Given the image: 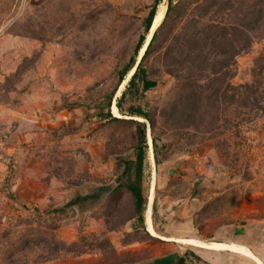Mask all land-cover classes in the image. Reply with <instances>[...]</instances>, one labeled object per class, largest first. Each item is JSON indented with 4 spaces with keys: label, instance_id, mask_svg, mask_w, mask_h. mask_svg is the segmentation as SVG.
Segmentation results:
<instances>
[{
    "label": "rangeland",
    "instance_id": "obj_1",
    "mask_svg": "<svg viewBox=\"0 0 264 264\" xmlns=\"http://www.w3.org/2000/svg\"><path fill=\"white\" fill-rule=\"evenodd\" d=\"M153 3L0 0V264H264V0Z\"/></svg>",
    "mask_w": 264,
    "mask_h": 264
},
{
    "label": "trees",
    "instance_id": "obj_2",
    "mask_svg": "<svg viewBox=\"0 0 264 264\" xmlns=\"http://www.w3.org/2000/svg\"><path fill=\"white\" fill-rule=\"evenodd\" d=\"M158 0H154L153 5L150 7L148 13H147V17L145 19V26H144V30L147 32L154 12H155V8L157 5ZM169 2V0H168ZM169 7V4H168ZM155 37V32H153L149 43L147 45V48L149 47L150 42L153 40V38ZM143 38H140L138 43H137V48L141 45ZM146 48V49H147ZM145 49V52H146ZM136 72L134 71V73L132 74V76L130 77V81L132 82V79L140 72L141 75H143V70L140 68V62L137 64L136 67ZM122 75H120L121 78ZM142 86L144 88H149L151 86H154V82L153 81H148L145 78L142 79ZM131 113H135V114H140L142 115L141 111L139 109H132ZM109 114V113H107ZM109 116V115H108ZM140 127V126H139ZM139 141L135 147V155H134V161H126L124 164V168H123V173H127L130 169V166L133 169V178L131 181H129L128 183L125 184L126 189L128 190V192L130 193L132 200H133V207L135 210V213L137 215V218L142 222L143 216H142V212L144 210V205L146 202V198H145V193H144V188H143V177H142V162L145 156V151H144V133L143 130L139 129ZM182 260L179 258L178 259V264H181Z\"/></svg>",
    "mask_w": 264,
    "mask_h": 264
},
{
    "label": "bare ground",
    "instance_id": "obj_3",
    "mask_svg": "<svg viewBox=\"0 0 264 264\" xmlns=\"http://www.w3.org/2000/svg\"><path fill=\"white\" fill-rule=\"evenodd\" d=\"M164 12H165V5L163 3H159L157 5L156 9H155V12H154V15H153V18H152V26H151V28L149 30V34H148L147 40L150 38V36L152 35V33L158 27L160 21L163 19ZM145 47H146V43L142 46L141 53L144 52ZM139 59H140V57L137 60H139ZM133 71H134V67H132V69L130 70V72L126 76V79L129 78V76L131 75V73ZM124 82L125 81H123V83ZM123 83L120 84V86L117 88L116 93H115V96L120 95L121 91H123L122 90L123 89ZM111 112H112L113 115H117V110H116L115 104H112V106H111ZM152 176H153V172L151 171V173H150V184H149L148 191H147L148 192L147 193L148 194V197H147V209L150 206V203L152 201V192H153V189H152ZM148 233L150 234V236L155 237V235L153 234L151 228H148ZM191 247L206 251V249L204 248V243H201V245H193ZM240 252L243 253V255L245 256V259L249 260L253 264H262L259 259H257L254 256L250 255V253L248 251H246L244 248H240Z\"/></svg>",
    "mask_w": 264,
    "mask_h": 264
},
{
    "label": "water",
    "instance_id": "obj_4",
    "mask_svg": "<svg viewBox=\"0 0 264 264\" xmlns=\"http://www.w3.org/2000/svg\"><path fill=\"white\" fill-rule=\"evenodd\" d=\"M151 26H152V21H151L150 27L148 29V32H149ZM142 264H178V257L175 254H171L165 258L156 259V260L149 261V262L142 263Z\"/></svg>",
    "mask_w": 264,
    "mask_h": 264
}]
</instances>
